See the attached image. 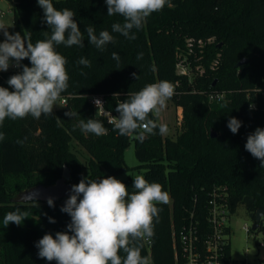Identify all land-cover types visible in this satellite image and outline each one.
<instances>
[{
	"label": "trees",
	"instance_id": "16d2710c",
	"mask_svg": "<svg viewBox=\"0 0 264 264\" xmlns=\"http://www.w3.org/2000/svg\"><path fill=\"white\" fill-rule=\"evenodd\" d=\"M9 1L15 3L13 34L30 35L33 43L46 39L45 33L50 36L37 0ZM52 2L58 10L75 13L84 46H57L67 60L69 87L60 98H66L65 105L39 119L30 115L6 119L0 126L4 134L0 141V264H55L38 256L36 243L45 234L55 237L68 231L71 222L61 211L68 198L54 206L14 204L17 193L55 184L65 166L71 170L73 185L82 178L99 180L129 173L133 168L126 163L125 152L131 139L140 162L137 169L143 171L140 175L159 183L170 197L167 204L157 205L162 210L154 222V236L142 242V255L150 264H177V253L182 260L180 234L191 220L201 237L208 232V200L215 187L227 185L231 211L243 206L256 220L257 212L264 210V165L245 145L256 128H264V0H170V6L132 30L134 40L112 31V24L123 23L124 18L108 16L105 0ZM88 26L97 35L109 31L115 42L103 51L97 49L88 42ZM113 52L119 54V62L112 59ZM179 55L185 56L191 77L178 73ZM82 57L90 61V67L78 64ZM244 58L248 63L238 68ZM20 63L31 66L28 59ZM20 72L22 67L0 71V86L12 90L7 81ZM162 80L175 86L169 100L184 113L176 137H164L158 128L142 141L135 134L120 135L89 102V95L103 94L107 109L118 116L120 102ZM214 91H225V98L209 101L208 94ZM68 111L78 115L71 118L65 115ZM233 117L241 122L236 134L227 127ZM91 118L103 122L107 135L80 130L79 120ZM149 118L160 124L158 117ZM73 144L88 154L85 163ZM133 179L120 180L129 193L135 191ZM16 211L27 213V218L20 225L5 227V215Z\"/></svg>",
	"mask_w": 264,
	"mask_h": 264
},
{
	"label": "clouds",
	"instance_id": "9594fccd",
	"mask_svg": "<svg viewBox=\"0 0 264 264\" xmlns=\"http://www.w3.org/2000/svg\"><path fill=\"white\" fill-rule=\"evenodd\" d=\"M37 3L51 29L50 36L45 33L46 39L33 43L30 35L12 34L0 23L4 37L0 42V71H7L10 66L22 67V72L7 81L12 90L0 86V126L6 119H24L29 115L39 119L41 115H51L56 102L69 87L67 60L57 51V46H84V34L72 10H58L52 0H37ZM105 3L108 16L124 18L123 23L112 24V31L130 40L136 38L130 35L133 29H140L151 14L170 6V0H105ZM85 31L88 42L101 51L115 42L107 30L97 35L94 27L88 26ZM24 59L30 61V67L21 65ZM112 59L119 62V54L113 52ZM78 64L91 66L83 57ZM174 94L175 86L169 81L149 83L120 102L116 106L119 116H114L109 123L120 135L135 134L141 141L145 134H155L157 128L160 135H166L168 126L157 124L149 117H159ZM94 103L98 110L103 105L99 99ZM65 115L74 118L78 114L68 111ZM78 127L84 133L107 135L103 122L93 118L80 119ZM227 127L236 134L241 122L233 117ZM3 139L4 134L0 133V141ZM245 148L264 165V128L258 127L248 136ZM133 181L135 191L132 193L113 176L99 180L82 178L73 185L72 194L61 208L71 217L68 231L57 232L55 237L45 234L36 243L38 256L55 264H150V259L142 255V242L154 236V222L158 221L162 210L157 205L167 204L170 197L159 183H150L142 175H137ZM47 203L54 206L52 198ZM27 215L9 212L3 224L5 227L10 223L20 225ZM49 222L55 223V220L49 218Z\"/></svg>",
	"mask_w": 264,
	"mask_h": 264
},
{
	"label": "built area",
	"instance_id": "2783aa9c",
	"mask_svg": "<svg viewBox=\"0 0 264 264\" xmlns=\"http://www.w3.org/2000/svg\"><path fill=\"white\" fill-rule=\"evenodd\" d=\"M7 14L8 12L0 9V23L5 25L3 19ZM200 43L202 42L200 41ZM12 70H18V67L13 66ZM177 71L179 74L187 75L188 77L192 76L191 68L184 58H180ZM262 93L264 94V87ZM225 96V91H214L208 94V99L209 101H221ZM88 98L98 116L104 117L108 122L114 116H117L107 109L105 95L92 94ZM95 99H99L103 104L99 110L94 103ZM61 103L65 105L67 103L66 98H62ZM252 107L255 108L254 105ZM229 194V187L227 185L215 187L209 194L208 232L201 237L199 227L194 224L193 220L190 221L189 225L180 234L182 260L180 261V255L177 253V264H244L233 259L231 253V235L233 230L229 226V222L238 211L235 213L231 211ZM255 223L256 220L253 219V225L249 226L246 224L244 229L248 233L264 234V215L256 229L253 228ZM259 244L264 249V239ZM260 264H264V258Z\"/></svg>",
	"mask_w": 264,
	"mask_h": 264
},
{
	"label": "rangeland",
	"instance_id": "374dc122",
	"mask_svg": "<svg viewBox=\"0 0 264 264\" xmlns=\"http://www.w3.org/2000/svg\"><path fill=\"white\" fill-rule=\"evenodd\" d=\"M0 9L8 14L3 19L5 27H7L10 33H14V9L15 3L9 0H0ZM12 11V13H10ZM3 33L0 32V41H3ZM190 52V51H188ZM180 58H185L184 55H179ZM14 61L12 64L14 65ZM13 66H10L8 70H12ZM63 104L59 99L53 110L62 107ZM184 117L183 110L177 108L170 100L167 102V106L161 110L158 117L160 124H166L168 126V133L163 135L164 137H176L178 135V127L182 124ZM73 149L81 157L82 161L85 163L88 154L76 144H73ZM125 159L128 166L132 167L133 170L129 173L122 174L117 177L118 180H127L130 177L135 178L140 175L143 171L137 169L140 162L136 156V144L135 140L131 139L130 145L125 152ZM248 224L253 225V217L246 211V209L241 206L237 214L231 218L229 226L232 228L233 233L231 235V253L233 259L241 263L247 264H260L261 260L264 258V249L260 247V242L264 239L263 233L253 234L248 233L244 226Z\"/></svg>",
	"mask_w": 264,
	"mask_h": 264
},
{
	"label": "water",
	"instance_id": "95a60500",
	"mask_svg": "<svg viewBox=\"0 0 264 264\" xmlns=\"http://www.w3.org/2000/svg\"><path fill=\"white\" fill-rule=\"evenodd\" d=\"M247 63L248 59L244 58L237 64V67H243ZM215 136L216 132L212 131V137ZM71 180V170L68 166H65L62 178L57 180L55 184L50 186L39 184L22 190L12 198V202L14 204H27L31 202L47 203L49 198H52L53 202H58L60 200L68 198L72 194L71 188L73 186V183L71 182ZM263 215L264 210L260 209L257 212L256 223L253 226L254 229L258 227Z\"/></svg>",
	"mask_w": 264,
	"mask_h": 264
}]
</instances>
